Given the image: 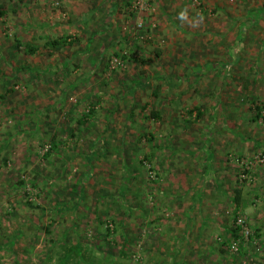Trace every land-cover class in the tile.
<instances>
[{
    "label": "rangeland",
    "instance_id": "obj_1",
    "mask_svg": "<svg viewBox=\"0 0 264 264\" xmlns=\"http://www.w3.org/2000/svg\"><path fill=\"white\" fill-rule=\"evenodd\" d=\"M101 1L116 21L138 16L131 36L80 35L68 0H0V264H264V0ZM93 53L105 57L97 75ZM160 66V81L145 74ZM159 82L177 103L153 105ZM169 126L175 148L199 133L213 142L240 187L238 205L209 216L227 232L194 229L188 250L150 221L174 209L157 195ZM238 215L250 234L234 249Z\"/></svg>",
    "mask_w": 264,
    "mask_h": 264
},
{
    "label": "crops",
    "instance_id": "obj_2",
    "mask_svg": "<svg viewBox=\"0 0 264 264\" xmlns=\"http://www.w3.org/2000/svg\"><path fill=\"white\" fill-rule=\"evenodd\" d=\"M94 1L95 0H68L69 4L75 3L69 12L70 14H72L73 19H75L71 23H74L75 26L77 25V33L79 32L80 35L86 34L88 38H92L94 37V35H98L96 32V28L98 27L97 25L102 26L101 29L108 28V25H110L114 28L116 27L115 29L117 31H119L123 27V31L121 33L126 38H128L129 36H131V34L135 32L133 29V25L135 27V23L139 20L138 16L134 17L133 15H127L125 22L122 19H118V21H116V18L110 16L112 14H105L106 12L103 10L102 5L103 1H101L100 3H96ZM112 1L113 4L116 2L115 0ZM97 7L100 9L101 14L94 16L93 13L96 12ZM115 8H117L116 5H112V7H110V9L108 10L118 13V10ZM94 20L95 22H92ZM48 22L49 21H46L44 24H47ZM59 25L60 23H56V26ZM105 33L106 32H103V34ZM158 41H160V39ZM105 50L106 49L104 48V51ZM151 54L152 53H149L148 57H151ZM98 56H100L101 59L105 58L103 53L100 55H96L95 53L86 55V63L91 65L89 67L90 71L88 73L94 72V75H97L98 71H96V69L101 68V63H99L100 58H98ZM152 57H158V59H160V52L155 53V55ZM174 57H180V55L176 56L174 54L173 56L169 57V59H174ZM35 69L37 70L36 67ZM163 69L165 68H162L160 66L157 69L154 68L150 69V71H146L145 74L157 77L160 81V76L162 73V71L160 70ZM168 71L172 74V72L175 71L174 67L172 68L171 66H169ZM167 81L168 86L165 87L168 91H172L174 87L179 86V83L175 84L169 78H167ZM161 83L162 82L155 83L151 87L153 93L151 102L153 103V105L154 103H156L157 107H163L165 102V108H167V105H169L170 103H177L180 98L178 94L173 92L170 96H163L162 98H160L158 93L160 89L163 88L162 86H160ZM176 90L177 88L174 90V92H176ZM168 97L169 101L164 100ZM172 109L173 108L171 107L168 108V112H170L169 114H171ZM160 115L161 113L159 112L156 114L157 117H159ZM169 117L172 116L169 115ZM169 117L166 121H168L167 124H171L172 126L174 120L172 118L170 119ZM158 122L161 124L162 119H160V121ZM171 126L168 127L170 129L169 131L164 128V131L158 135L159 137L162 135H166L165 139H169V137H172L170 142L173 145H169L168 150L165 151L167 149V145L163 147L162 144L158 142V148L160 150L162 148V150L167 153V155H165L163 159L165 161H168V164H160L157 166V172L160 182L157 186V195L159 196V202L162 205H164L163 203L166 202V200H164L167 199L166 196L169 197L168 206L173 207L174 209H170L171 212L166 213V217L159 216L161 220L157 219L155 216H152L150 221L154 226L156 225V227L158 228L157 233L158 236L162 238V240H165L166 237L169 238V240L163 242V244H171L170 247L172 248L174 246V249L175 245H184L183 249L188 250V246L192 242L191 238L188 239L186 236L191 237L194 229L197 230L196 234L198 236H196L200 239L205 235L215 234V228L210 231L211 225L217 227V232H227V226H219V224L216 223L218 221H215L216 219H220L224 224V219H221L220 216H215V220H213L214 218L212 217V219L209 216L216 210V207L219 206V203H221V205L227 204L225 205L226 209L229 205L230 209L234 204L238 205L241 200V197L238 202H235L236 195L234 194V191L235 188L239 189L240 187L238 186L239 182H236L232 179L233 176L230 168L227 167L225 155L221 152V150H215V148L212 146L213 142L209 141L208 139L204 140L202 135L199 133L198 135L203 140H200V138L197 139L198 135H196L195 138L191 136L183 141L184 143H182V145L184 146L188 145V143L191 144H189V149H184L185 147H183L182 149L180 147L175 148L177 139L175 140V138L173 139V137H175V135L178 136L179 134L172 133L173 128ZM184 134H186L187 136L189 135L188 133ZM155 152L154 157L157 158V155H160V153L158 152L155 155ZM188 156H194V158H196L189 159ZM199 156L202 157L201 160L204 161L203 163H199ZM227 168L229 169L228 173H226ZM238 194L240 195V193ZM202 206V209H205L208 215H204L203 217H201V220L196 223V226L193 225L191 227L192 219L197 220L199 216H201L200 207ZM169 207L166 209H169ZM142 220L145 221L146 219L143 218Z\"/></svg>",
    "mask_w": 264,
    "mask_h": 264
},
{
    "label": "built area",
    "instance_id": "obj_3",
    "mask_svg": "<svg viewBox=\"0 0 264 264\" xmlns=\"http://www.w3.org/2000/svg\"><path fill=\"white\" fill-rule=\"evenodd\" d=\"M141 25V24H140ZM260 160H262L264 162V154H261V156L259 157ZM237 161H239V159H236ZM244 161H240V164H243ZM247 166V165H246ZM242 178H245L246 174L243 172L241 174ZM235 222H236V225L239 227V234H240V237L235 239L232 244H231V247L234 248V249H237L238 247V244L240 242V239L242 237H246L250 234L249 232V227L247 225V221L244 217V215H238L235 219Z\"/></svg>",
    "mask_w": 264,
    "mask_h": 264
},
{
    "label": "trees",
    "instance_id": "obj_4",
    "mask_svg": "<svg viewBox=\"0 0 264 264\" xmlns=\"http://www.w3.org/2000/svg\"><path fill=\"white\" fill-rule=\"evenodd\" d=\"M65 41H66V39H65ZM59 42H60V38H58V39H52V40H50V44H52L53 46H57L58 44H59ZM61 43V42H60ZM32 50L34 51V48H32ZM259 111H258V114H260V110H262V109H264V106H262V105H257V107H256ZM200 108H198V107H193L191 110H190V113H193L195 110H197V115H200V113H198V110H199ZM236 196H235V200H236V202H238L239 201V199H240V195L238 194V193H240V189H236ZM239 227L237 226V227H235L234 229H233V234H234V238H239L240 237V234H239ZM106 235H109V232H107L106 233ZM242 239H243V237H242ZM235 240V239H234ZM233 240V241H234ZM232 241V242H233ZM4 246H5V244H3ZM2 246V245H1Z\"/></svg>",
    "mask_w": 264,
    "mask_h": 264
}]
</instances>
